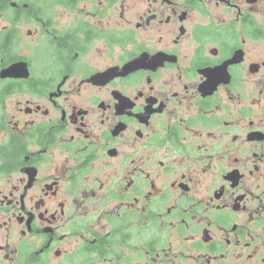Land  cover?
Masks as SVG:
<instances>
[{"label":"flooded vegetation","instance_id":"1","mask_svg":"<svg viewBox=\"0 0 264 264\" xmlns=\"http://www.w3.org/2000/svg\"><path fill=\"white\" fill-rule=\"evenodd\" d=\"M0 264H264V0H0Z\"/></svg>","mask_w":264,"mask_h":264},{"label":"rangeland","instance_id":"2","mask_svg":"<svg viewBox=\"0 0 264 264\" xmlns=\"http://www.w3.org/2000/svg\"><path fill=\"white\" fill-rule=\"evenodd\" d=\"M141 2V0H122V3H124L126 6L133 4V2Z\"/></svg>","mask_w":264,"mask_h":264},{"label":"water","instance_id":"3","mask_svg":"<svg viewBox=\"0 0 264 264\" xmlns=\"http://www.w3.org/2000/svg\"><path fill=\"white\" fill-rule=\"evenodd\" d=\"M3 75H6V74H4V72L2 73Z\"/></svg>","mask_w":264,"mask_h":264},{"label":"bare ground","instance_id":"4","mask_svg":"<svg viewBox=\"0 0 264 264\" xmlns=\"http://www.w3.org/2000/svg\"><path fill=\"white\" fill-rule=\"evenodd\" d=\"M15 71V70H14ZM12 74V73H11Z\"/></svg>","mask_w":264,"mask_h":264}]
</instances>
